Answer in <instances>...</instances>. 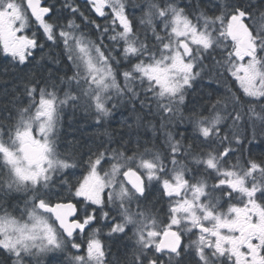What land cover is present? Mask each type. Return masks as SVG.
Returning <instances> with one entry per match:
<instances>
[{"label":"snow or ice","instance_id":"obj_1","mask_svg":"<svg viewBox=\"0 0 264 264\" xmlns=\"http://www.w3.org/2000/svg\"><path fill=\"white\" fill-rule=\"evenodd\" d=\"M0 264H264V0H0Z\"/></svg>","mask_w":264,"mask_h":264},{"label":"trees","instance_id":"obj_2","mask_svg":"<svg viewBox=\"0 0 264 264\" xmlns=\"http://www.w3.org/2000/svg\"><path fill=\"white\" fill-rule=\"evenodd\" d=\"M0 87H2V86H0Z\"/></svg>","mask_w":264,"mask_h":264}]
</instances>
